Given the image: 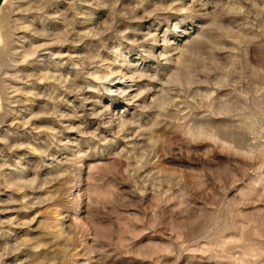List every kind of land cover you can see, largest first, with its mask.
<instances>
[{"label": "rangeland", "instance_id": "1", "mask_svg": "<svg viewBox=\"0 0 264 264\" xmlns=\"http://www.w3.org/2000/svg\"><path fill=\"white\" fill-rule=\"evenodd\" d=\"M0 264H264V0H2Z\"/></svg>", "mask_w": 264, "mask_h": 264}, {"label": "crops", "instance_id": "2", "mask_svg": "<svg viewBox=\"0 0 264 264\" xmlns=\"http://www.w3.org/2000/svg\"><path fill=\"white\" fill-rule=\"evenodd\" d=\"M2 3V0H0V4Z\"/></svg>", "mask_w": 264, "mask_h": 264}]
</instances>
